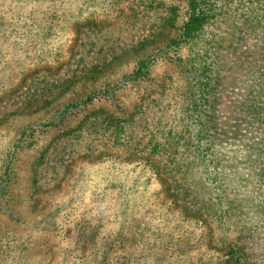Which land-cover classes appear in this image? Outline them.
Here are the masks:
<instances>
[{
    "label": "rangeland",
    "instance_id": "374dc122",
    "mask_svg": "<svg viewBox=\"0 0 264 264\" xmlns=\"http://www.w3.org/2000/svg\"><path fill=\"white\" fill-rule=\"evenodd\" d=\"M204 3L0 0V264H264V0Z\"/></svg>",
    "mask_w": 264,
    "mask_h": 264
},
{
    "label": "trees",
    "instance_id": "16d2710c",
    "mask_svg": "<svg viewBox=\"0 0 264 264\" xmlns=\"http://www.w3.org/2000/svg\"><path fill=\"white\" fill-rule=\"evenodd\" d=\"M204 1L205 0H187V5L189 7L187 8L188 9L187 18L179 30V35L183 40H189L193 35L197 34L201 30L202 26L206 23V19H208L210 15L211 8H210V5H208V8L205 9L204 6H206V4L204 3ZM165 41L170 42L172 41V39L169 41L168 40H165ZM146 43H147L146 40H141L139 46L144 47ZM161 47L160 45L156 47H150V50L146 54H148V56L149 55H154V56L156 55V57L160 56L159 53H160ZM166 47L167 46H165V48ZM146 60H147V57L145 58L144 56L140 58L139 60H137L136 65H139V66L137 67L138 72L136 74L139 77L138 76L136 77L140 78L146 75L147 73L146 65L148 64ZM169 60L172 62V57H169ZM179 61L180 60H178V62ZM175 62L177 63L176 59H175Z\"/></svg>",
    "mask_w": 264,
    "mask_h": 264
}]
</instances>
